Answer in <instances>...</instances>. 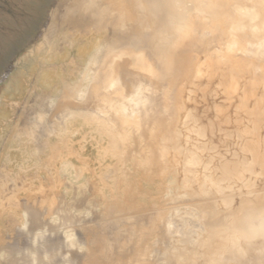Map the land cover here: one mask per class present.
I'll use <instances>...</instances> for the list:
<instances>
[{
  "label": "rangeland",
  "instance_id": "374dc122",
  "mask_svg": "<svg viewBox=\"0 0 264 264\" xmlns=\"http://www.w3.org/2000/svg\"><path fill=\"white\" fill-rule=\"evenodd\" d=\"M37 1L0 0V42H2L0 43V243L5 242L6 246L14 245V248L8 249L7 252L0 251V264H15L14 261H18L20 264H34V262L43 261L45 259V257H42L45 256L42 254L44 250L41 249L37 253V256L30 255V244L42 246V243H49L50 241H54L61 247V251L57 254L58 257H56L57 264H78L80 260L73 254V248L78 243L82 245L81 250L82 252L84 251L85 255H88L89 261H97L102 264L104 262L108 264H147L152 259H155V257H162L165 253L171 254L179 245L183 246L182 244L186 240L191 242V244L194 243L195 237L198 235L200 237L204 234L202 231L211 230L215 232L217 230L216 227V230L214 227L208 230L211 225L207 223H210L211 219L209 221L206 214L203 217L202 213L204 212L202 210L200 211L199 208L191 206L189 202L185 204L189 200V197L187 198L184 195L186 193L184 190H180V192L174 194L177 201L169 197L171 190H167L166 188H163L165 192L162 191L160 192L161 194L157 192L159 197L156 195V192L149 194L144 192L140 196L137 195L140 198L139 202H141L138 204L126 205L124 207L121 201V196L119 195L120 184L118 182L122 183V181L126 182V180H128V183L130 180L132 182L133 178L132 176H128V174L133 172L136 167L134 162L132 164V158H130V150L134 149L132 148V142L130 143L129 141L128 143L127 139L123 141L125 132L122 134L123 130L120 131V128L115 125L116 122L113 123L114 118L118 120L119 116L122 115L120 113H124L120 110L119 106L121 105L115 106L116 102L119 104L116 101L119 99L115 97L117 96L115 90L119 89L120 85L107 87L105 82L110 77L107 75L106 78H103V76L109 73L105 68L104 61L107 58L108 43L112 37L110 35L117 32L121 25L122 29L119 28V31L125 30L129 26V20L133 18L130 12L131 9L129 10L126 7L130 5V2L128 0H120V2L117 0L116 2L119 3L116 4L115 0H109L108 2L112 3L107 4L106 0H100L101 4L98 6V2L94 5L95 3L92 0H78L79 2L77 0ZM143 1L137 2L140 9L143 6L141 9L142 11L144 10V12L141 11L143 14H141L138 8L135 11L140 12L146 18V23L154 21V25L157 24V29L155 27L156 33H151L152 36L155 34V41L162 42L163 40L161 39L163 37L161 38V28H159V23L162 19L160 18L168 17L171 1ZM150 1L153 7L152 4L150 5L151 7L149 6ZM89 2H91L90 4L93 3L92 5H94L95 9L93 6H90ZM160 3L161 5L159 6ZM27 4L30 5L31 10L26 6ZM111 5V8H107L110 9L109 11L104 8ZM165 6L168 13L165 12ZM88 7H91V9H88ZM118 7L119 9L126 7V9H121L120 11L122 12H120L117 11ZM148 7L152 8V13H149L152 10H149ZM162 8L164 9L163 14ZM70 10L73 11V14H71ZM97 10H99L98 14ZM86 11L92 15L86 14ZM108 12H110L109 14L111 12L115 13L109 16ZM123 12L125 14L122 15ZM105 13L108 14V17H106ZM165 13L166 16H164ZM124 15H127V17ZM113 16L116 18V22L112 25V21H115ZM97 21L100 27L97 26ZM124 21L128 22V24ZM102 22L103 24H101ZM107 22L110 24H106ZM147 25L149 24H146V27H148ZM110 29L113 30L111 31ZM104 30L105 32H103ZM16 31L20 32V37L17 36L15 40L13 35ZM152 31H154L153 28ZM144 33H146V30L145 32L141 30L140 35ZM157 35L159 38H157ZM3 37L4 41L2 40ZM7 40L11 42L9 43ZM5 42L7 43L4 44ZM163 46L164 43L162 45L157 44L160 52H162ZM91 49L93 50L91 51ZM147 49L141 43L137 47L134 46L133 52L135 54L143 53ZM66 53L67 55H65ZM92 53L94 56L90 58ZM121 54L124 55L125 53ZM111 55L108 54V58L114 57V55ZM199 56L198 63L202 65V62L205 60L203 59L204 54L199 53ZM169 60L176 61V58L169 56ZM156 61L160 63V58L157 57ZM134 63L124 66L123 69L120 67L121 70L118 69L120 75L123 76L121 77V83L126 79L122 83L124 87L121 86L122 89L125 88V91L121 90L122 93H120L124 96V99L127 97L125 99L127 106L125 107L129 109L135 106L140 112L144 110L142 106L144 104L140 101L146 97L148 98V96L150 97L152 94V92L149 94V90L147 93L149 86L147 87L143 81L145 78L148 79L147 74H150L156 83L158 82V78H160V83H157V85L159 84L158 87L162 85L160 87L162 92L159 100L162 99L160 100L161 103L163 105L164 103L166 104L165 101L172 95V92H170L171 88L168 86L169 70L161 67V69H155L154 72L146 74L141 61ZM125 64L128 63L124 61ZM140 66H143L141 68L144 69L138 68ZM201 67L203 68H201V77L190 78L191 83L187 84L195 100L193 103L188 102L187 106L194 109L196 107L198 110L195 109V111L197 112H200L201 108L208 103L210 107L218 103L219 100H224L217 93L220 91L217 73L215 74L216 77L208 78L209 74L206 71L208 68L205 65ZM170 70H172L171 67ZM51 74L53 76H50ZM250 75L251 72L247 74L248 77ZM47 77L50 79L45 81ZM164 78L166 81H163L165 80ZM249 80V78L245 80V83L249 82L247 89H249L250 93H248V96L254 97V91H257L255 88L259 87L260 91L263 89L261 85L257 86L255 81H251L250 84ZM141 81H143L142 84H138ZM239 81L242 87L244 80ZM133 84H136V86ZM208 85L209 87H207ZM214 85L217 88L216 86L214 88ZM127 87H129L128 90H126ZM143 87L147 89H141ZM105 88L108 91L106 92L109 93L108 96L114 100L113 102L111 101L112 103L107 94V100L103 96L106 93L105 91L103 95L100 93ZM133 88L135 89L133 90ZM165 88L167 89L165 90ZM131 89L135 93H131ZM230 90L232 92L230 93V95L232 94L231 97L236 95L234 94L235 92H239V89L234 92L233 89L230 88ZM124 93H128L129 97ZM183 95H185L184 92ZM120 99L123 101V98ZM128 101H131L130 104ZM196 101L198 102L196 103ZM233 101L236 103V98ZM225 103L228 105V102L225 101ZM245 103L252 107L254 101L248 98L245 99ZM116 107L118 108L116 109ZM126 130L128 131V129ZM130 145L132 146L130 147ZM127 146L129 149H126ZM153 157H156L155 153ZM123 159L127 161L123 162ZM144 162L149 164V161L144 160ZM124 171L127 173L128 171L131 172L127 174ZM123 175L125 176L123 177ZM126 177L127 179H125ZM155 180L158 183L159 181L164 182L167 179L158 177ZM137 185L140 184L138 183ZM158 185L163 187L161 183H158ZM159 190L161 189L159 188ZM156 196L162 199H154ZM173 202L178 204H174ZM112 205L118 206L113 207ZM156 206L158 208L162 207L161 209L167 206L166 210L168 211L165 209H163L164 211L159 210ZM118 208L121 210H118ZM155 208L156 210L153 212ZM133 210L140 217L134 214L132 216L135 218H131ZM186 210H188V213ZM156 211L158 213L163 211V214L166 212L165 216L167 221H169L165 223L166 220H160L156 216L158 215ZM192 212L196 214L194 216L198 215V217L191 215L193 214ZM172 213L175 214L174 217ZM189 213L194 219L196 218L195 221H197L196 225L198 224V226H195V222H193L194 227L191 225L193 218H189ZM186 214H188L187 217L189 216L188 218L191 222L189 219H185L186 221L182 219L183 224L180 223V216ZM221 214L224 213L214 212L213 220L223 224L222 219L223 217L226 218L227 215ZM169 216L176 219V221L172 220ZM202 217L203 219H201ZM198 222L204 223L201 225L202 223L199 224ZM166 224L170 231H167ZM207 225H209V228ZM130 228L135 232L132 233ZM191 228L192 230H190ZM181 229L183 231L187 229L186 231H191L193 234L186 231L185 233L187 234H185ZM194 234L196 235L193 236ZM181 240H184V242ZM251 240L254 241V243L250 242L252 243L251 245L259 246L261 244L260 238L256 240L253 238ZM179 241L181 242L180 244ZM210 247L213 248L214 245H210ZM210 247L206 248L205 246L206 249H209L208 251L212 250ZM82 252L81 254H83ZM21 256H24L23 260L19 259ZM31 257L35 258L31 259Z\"/></svg>",
  "mask_w": 264,
  "mask_h": 264
},
{
  "label": "bare ground",
  "instance_id": "6f19581e",
  "mask_svg": "<svg viewBox=\"0 0 264 264\" xmlns=\"http://www.w3.org/2000/svg\"><path fill=\"white\" fill-rule=\"evenodd\" d=\"M99 1L100 0L95 2L94 0H92V2L95 3L94 5H96L98 2V6L99 4H101ZM106 1L105 2L107 4L112 3L108 2L109 0ZM116 1L117 0H115V2ZM128 1L130 2V5L126 7H128L129 10L131 9L130 12L132 13L133 18L129 20V24L128 22H126L127 19L126 21H124L129 25L125 30L119 31V28L122 29V25L120 22L121 27L118 28V31L110 35V37H112L110 42H107V58L104 61L105 68L107 71H109V73H106V75L103 76V78H106L107 75L108 77H110V79L105 82L107 84V87H115L116 85H120V87L117 86L119 87V89L115 88L117 96L114 95L119 99L116 100L119 102V104L116 102V105H114H121L119 106L120 110H122L124 113H120L122 115L119 116L118 120H115L114 118L113 123L116 122L115 125L120 128V131L123 130L121 132L122 134L123 132H125L124 138L122 135L123 141L127 139L128 143L129 141L130 143L132 142V148L134 149L130 150L131 157H129L132 158V164L134 162L136 169L134 168L133 172L130 171L131 173L128 171V173L130 174L126 172L128 169L124 171L128 174V176H132V182L130 180V182L128 183V180H126V182L122 181V183H120L118 182L119 178L117 179V182L120 184L119 185L117 183L120 189L119 195L121 196V201L123 202L124 207L126 205L138 204L141 202H139L140 198H138L137 195L140 196V194H143L144 192L148 194L156 192V195H158L157 192L161 194L160 192L165 190L163 188H166L167 190L170 189L171 193L169 197H171L172 200H176L177 198H175L176 196H174V194L176 192H180V190H184L186 191L184 195L187 196V198L189 197V200L186 201L185 204L189 202L191 206L193 205V207L199 208L200 211L202 210L204 212L202 213V215L206 214V217L209 221L211 219V222L207 223L211 225L210 228L209 225H207L209 228L208 230H210L212 227L217 228V230L215 228V232L211 230L202 231L204 232V234H202L200 237H198L199 235L198 233H196L198 236L195 238L193 237L195 240L197 238L196 241L194 240V243L191 244V242H188L186 240L187 242L185 241V243L182 244L183 246L179 245V247L176 248L175 251L170 250L172 251L171 254L165 253L162 257H155V259H152L147 264H264V0H169L171 2L169 5L170 10L168 17H159L160 19H162V21L160 20L159 23V28H161V30H159L162 34L161 38L163 37V39L161 40H163L162 42L164 43V48L163 50L161 49L162 52L158 50L157 44L162 45L163 43L161 41H155V34L154 36H152V33H156L155 27L157 29V24L154 25V21L146 23V18L141 15L143 14L142 12H144V10H141L143 6H141V9L140 7H138L137 2H139L140 0ZM101 2L103 3V1ZM119 2H116V4H118ZM90 3L91 2H89V4ZM92 4H90V6L94 7V5ZM151 4L152 2L150 1L149 6ZM160 5L161 3L159 4V6ZM26 6L29 7L30 5L27 4ZM107 6L104 8L107 9L112 7V5L110 7ZM91 7H88V9H91ZM126 7H121V9L124 10L126 9ZM29 8V10H31V7ZM96 8L98 9V7ZM136 8H138L140 12L142 11L141 14L140 12L135 11ZM118 9L117 11L121 10ZM148 9L152 10V8L149 7ZM164 9L165 12H167L166 6L164 7ZM164 9L162 8L161 10L162 14ZM107 10L109 11L110 9ZM70 11L71 14H73V11ZM97 11L98 14L99 10ZM152 12L153 10L149 11V13ZM85 13L88 15H92L90 12L87 13V11ZM109 13L110 12H108V14ZM112 13L115 12H111V14ZM105 14L107 16H103L108 17V14ZM111 14H109V16ZM123 14L125 13L123 12L122 15ZM93 16L95 17V15ZM124 16L127 17V15ZM164 16H166V13L164 14ZM94 17L91 18L95 19ZM107 21L109 22L108 18ZM108 22L106 24H108ZM114 22H116V18L115 21H112V25ZM96 24L100 27V25H98V21ZM101 24H103V22ZM146 24H149L147 25L148 27H146ZM152 28L154 31H152ZM141 30H143L144 32L146 30V33L140 35ZM103 32H105V30ZM7 35L11 36L10 34ZM19 35L20 32L16 31L13 35L14 39ZM158 35L157 38H159ZM2 40L4 41V37L2 38ZM8 42L10 43L11 41L9 40ZM6 43L7 42H5L4 44ZM141 43L145 46V49H148L144 50L143 53L135 54L133 52L134 46L137 47V45L139 46ZM102 47L104 48V46ZM79 48L81 49V47ZM97 48L99 49V47ZM92 50L93 49H91V51ZM123 52L125 53L124 55L121 54ZM199 53L204 54L203 59L205 60L204 62H202V65H205L208 68L207 69L205 67L207 69V73L209 74L208 78H213L217 73V80L218 86H220V91L217 92V89L215 91L221 95L222 100L224 99L226 102H228V105L224 100V102L219 100L218 103H215L210 107L208 106L209 103L206 104V106L201 103L204 107L201 108L200 112L195 111L196 107L194 109L191 106L193 108L192 109L187 106L188 102H195L193 98L194 96H192V92L188 89L187 84L191 83V79L201 77L202 75V65L198 63V57H200ZM108 54H112L114 55V57L108 58ZM65 55H67V53ZM92 56H94L93 53L90 58H92ZM169 56H171V58L175 57L176 61H171L172 59L169 60ZM157 57L160 58V63L156 61ZM124 61L128 64L124 65ZM139 61L142 62L146 74L148 72H154L155 69H161V67L168 69V86L169 88H171L170 92H172V95H170L168 100L165 101L166 104L164 103L163 105V103H161L160 101L162 99L159 100V96L162 92L160 87L162 85L160 84V87H158L159 84L157 85L158 82L160 83V78H158V82L156 83L153 77L150 74H147L148 79L145 78L144 80H141L145 82L147 87L149 86L148 89L145 88L147 89V93L149 90V94H151V92L152 94L150 95V97L148 96V98L146 97L145 99H142L140 101L144 104L142 105L144 107V110L142 112H140L137 108H135V106L132 105V107H130L129 109L125 107L127 106L125 101L127 97H125L124 99V96H122L120 93H122V91L125 89H122L121 86L126 79H124V81L121 83V77L123 76H121L120 71H118V69L121 70V68L123 69L124 66L130 65V63L132 64ZM143 66H140L138 68H141ZM170 67L172 68V70H170ZM249 72H251V75L248 77L247 74ZM50 76H53V74H51ZM248 78L250 79V84L251 81H255L257 86L261 85L263 89L262 91H260L259 87L255 88L257 89V91H254L253 89L252 93L254 91V97H252L251 95L248 96V93H250L249 89H247L249 82L245 83V80ZM49 79L50 78L47 77L45 81H48ZM155 79L157 78L155 77ZM242 79L244 80V83L241 87V83L239 80L243 81ZM143 81L138 84L141 85ZM163 81H166V79ZM136 84L133 85L136 86ZM138 84L137 86H139ZM215 86L216 85H214V88ZM129 87H127L126 90H128ZM207 87H209V85ZM230 88L233 89V92L239 89V92H235L234 94L236 95L234 97H231L232 94L230 95V93L232 92ZM134 89L135 88H133V90ZM141 89H144V87ZM166 89L167 88H165V90ZM104 91H107L106 88L103 89L100 93L103 95L105 93ZM131 91L132 89L130 90V92ZM107 92L103 95L105 96L106 100V94L107 96L109 94ZM183 92L185 93V95H183ZM131 93L135 92L132 91ZM145 95L146 93L144 94V97ZM108 98L110 99V102L114 101L113 99H111L112 97L108 96ZM120 98H123V101H121L122 99ZM235 98L237 100L236 103L233 101L235 100ZM248 98L254 101V103H252V107L245 103V99ZM128 102L130 104L131 101ZM197 102L198 101H196V103ZM117 108L118 107H116V109ZM124 129H128V131H125ZM131 146L132 145H130V147ZM127 148L128 146L126 147V149ZM125 152L127 153V151ZM154 153L156 154V157H153ZM125 160L123 159L122 161L125 162ZM144 160L149 161V164H146ZM124 176L125 175H123V177ZM158 177L167 179L164 182H158L163 184V187L158 185V183L156 182L155 178ZM125 179H127V177ZM138 183L140 185H137ZM159 188L161 190H159ZM158 197L156 196V198L154 199H162ZM160 197H162V195H160ZM122 199L125 201H123ZM142 204L144 203L142 202ZM119 208L118 210H121ZM156 208L160 210L162 207L158 208L156 206ZM156 208L153 212H155ZM166 208L164 207L163 209L166 210ZM163 211H159L160 213L156 211L158 214L156 216L160 220H166V223L169 220L167 221V218L165 216L166 212L165 214H163ZM186 211L188 213V210ZM214 212H222L224 214L221 215H227L226 218L223 217V221L221 220L223 224H221V222L219 221L213 220ZM134 214L136 213H134L133 210V214L131 212V218L134 217L132 216ZM187 215L188 214L184 216L181 215L182 217L179 215L181 220H177H180L179 222L183 224L182 219L188 220L192 217L193 219L191 220V225L194 227L193 222H195V226H198V224L196 225V218L194 219V217H198V215L194 216L196 214L193 213L191 215H193L194 217L188 216L189 218L187 217ZM137 216L140 217V215ZM174 216L175 214H173V217ZM203 217H205V215ZM203 217L201 219H203ZM171 219L176 221V219L174 218ZM198 223L200 224L202 222ZM203 223L201 225H203ZM166 227L168 231V225ZM130 229L132 233L135 232H133L132 228ZM143 230L145 229L143 228ZM190 230H192V228ZM181 231L185 233V231H183L182 229ZM189 233H191V231ZM196 234H194L193 236H195ZM216 237L217 239H215ZM255 237L256 239L260 238L261 240V244L259 246L251 245L252 243H254V241H252L251 239L254 238V240H256ZM251 241L252 243H250ZM182 242H184V240ZM180 243L181 242L179 241V244ZM6 245L7 244H5V242L0 243L1 252H7L8 249L14 248V245ZM210 245H214V247L212 248L210 247ZM205 246L206 248H212V250L208 251L209 249H206ZM81 247L82 245L78 243L75 244L73 248V254L76 255L77 259H79L81 262L80 263L78 261V264H102L97 261H89L88 255H85L84 251L82 252ZM41 249L44 250L42 254H44L45 256L42 257H45V259L43 261L34 262V264H57L56 257H58L57 254H59V251H61L60 246H58L54 241H50L49 243H42V246H34L33 244H30L29 254L37 256V253L40 252ZM81 252L83 254H81ZM23 258L24 256H21V258L19 259L23 260ZM33 258L31 257V259ZM14 263L20 264V262L18 261H14ZM103 264L108 263L104 262Z\"/></svg>",
  "mask_w": 264,
  "mask_h": 264
}]
</instances>
